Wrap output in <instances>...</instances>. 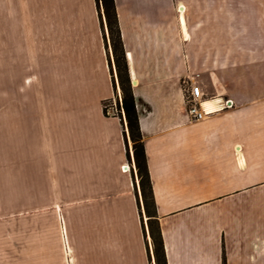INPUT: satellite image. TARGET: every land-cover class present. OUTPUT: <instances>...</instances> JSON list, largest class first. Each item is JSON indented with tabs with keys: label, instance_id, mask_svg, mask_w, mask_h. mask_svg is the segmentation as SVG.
<instances>
[{
	"label": "crops",
	"instance_id": "crops-1",
	"mask_svg": "<svg viewBox=\"0 0 264 264\" xmlns=\"http://www.w3.org/2000/svg\"><path fill=\"white\" fill-rule=\"evenodd\" d=\"M42 3L0 0V221L59 197L100 212L74 222L78 264H152L125 128L103 112L116 90L95 1ZM115 5L167 264H264V0Z\"/></svg>",
	"mask_w": 264,
	"mask_h": 264
},
{
	"label": "rangeland",
	"instance_id": "rangeland-1",
	"mask_svg": "<svg viewBox=\"0 0 264 264\" xmlns=\"http://www.w3.org/2000/svg\"><path fill=\"white\" fill-rule=\"evenodd\" d=\"M43 0H36V9H43L44 4ZM48 6H51L52 0H47ZM50 2V4H49ZM11 5V4H10ZM15 7V5H13ZM46 7V6H45ZM11 9V8H10ZM16 9V8H15ZM104 20V16H103ZM101 22V21H100ZM105 24V23H104ZM102 28V27H101ZM106 28V27H105ZM105 38L109 42L108 30L105 29ZM114 66V65H113ZM58 69L62 70V67ZM61 70H59L60 75H63ZM64 75L60 81V88L63 87L65 90L68 88L66 85L70 83V79H67L68 76L65 69H63ZM38 74L40 75V80L44 79V73L40 66H38ZM115 70L113 72L115 79ZM113 77V76H112ZM44 81V80H43ZM116 93L115 97L111 100H107L106 104L109 109V112H113L116 107V98H118V91L120 92L118 79L116 76ZM112 112L110 114H112ZM129 149L132 152V148L129 145ZM130 152V153H131ZM132 171V170H131ZM134 173V172H133ZM136 180V175L134 174ZM138 179V177H137ZM138 195V196H137ZM137 198L139 199V204H141V219L143 220V226L145 234L148 238V226L146 220V214L142 208V201L140 200V194L137 188ZM61 201L59 197L57 199L53 198V210L50 215L46 214L40 217L33 218L34 221L29 220L27 215L11 217L7 220L0 221V264H78L79 259L74 253V249L71 246V237L70 235L74 234V222L78 219L80 221H90L97 213L87 210H73V209H61L62 206H59ZM102 213V212H101ZM32 222V223H31ZM36 222V225H32ZM39 224V225H38ZM66 231V232H65ZM70 231V233H69ZM73 237V236H72ZM37 240H45L46 250H49L46 257H28V254H43L42 253V244L41 242H34ZM150 242V239H148ZM71 247V250H67L66 247ZM149 254L151 262L154 261L153 248L151 243L149 244ZM29 251V252H28ZM41 251V253H39ZM153 260V261H152Z\"/></svg>",
	"mask_w": 264,
	"mask_h": 264
},
{
	"label": "trees",
	"instance_id": "trees-1",
	"mask_svg": "<svg viewBox=\"0 0 264 264\" xmlns=\"http://www.w3.org/2000/svg\"><path fill=\"white\" fill-rule=\"evenodd\" d=\"M98 16L101 21V27L105 36V29L108 30L109 42H105L107 47H111L113 59L109 56V64L113 76V82L116 89V83L113 72L115 70L119 83L121 99L116 98V107L112 114L109 112L106 101L103 102V112L105 115H117L124 125V136L127 147V157L134 161V174L139 179L141 196L143 198L145 212L148 218L149 233L153 243V256L155 264H167L164 252L163 240L159 228L154 207V200L151 188V181L147 166L145 148L142 142V135L139 127V118L135 104V97L132 89V83L129 76L125 50L119 28V22L116 12L115 0H94ZM104 16V20H103ZM105 23V24H104ZM106 27V28H105ZM109 43V44H108ZM114 65V66H113ZM131 141L132 154L130 153L127 132ZM150 257V254H149ZM153 264V263H152Z\"/></svg>",
	"mask_w": 264,
	"mask_h": 264
},
{
	"label": "built area",
	"instance_id": "built-area-1",
	"mask_svg": "<svg viewBox=\"0 0 264 264\" xmlns=\"http://www.w3.org/2000/svg\"><path fill=\"white\" fill-rule=\"evenodd\" d=\"M116 79V74H115ZM185 91V100H186V106H187V112L189 116L193 119H202L205 115L208 114L207 110L202 105V99H203V92L198 84L192 83L189 81L188 83H185L184 87ZM118 99H121V94L118 91ZM225 107H232L233 102L231 99H227L224 101ZM132 163V169H134L133 161ZM126 165V166H125ZM123 171L130 172L131 167L128 163H125L122 165Z\"/></svg>",
	"mask_w": 264,
	"mask_h": 264
},
{
	"label": "water",
	"instance_id": "water-1",
	"mask_svg": "<svg viewBox=\"0 0 264 264\" xmlns=\"http://www.w3.org/2000/svg\"><path fill=\"white\" fill-rule=\"evenodd\" d=\"M132 83H135V80H132Z\"/></svg>",
	"mask_w": 264,
	"mask_h": 264
},
{
	"label": "bare ground",
	"instance_id": "bare-ground-1",
	"mask_svg": "<svg viewBox=\"0 0 264 264\" xmlns=\"http://www.w3.org/2000/svg\"><path fill=\"white\" fill-rule=\"evenodd\" d=\"M126 166V165H125Z\"/></svg>",
	"mask_w": 264,
	"mask_h": 264
}]
</instances>
